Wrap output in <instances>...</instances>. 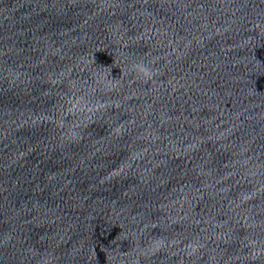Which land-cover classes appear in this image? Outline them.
<instances>
[{"label":"water","instance_id":"95a60500","mask_svg":"<svg viewBox=\"0 0 264 264\" xmlns=\"http://www.w3.org/2000/svg\"><path fill=\"white\" fill-rule=\"evenodd\" d=\"M0 264H264V0H0Z\"/></svg>","mask_w":264,"mask_h":264},{"label":"clouds","instance_id":"9594fccd","mask_svg":"<svg viewBox=\"0 0 264 264\" xmlns=\"http://www.w3.org/2000/svg\"><path fill=\"white\" fill-rule=\"evenodd\" d=\"M132 70L145 79H150L154 75V70L143 62L133 65Z\"/></svg>","mask_w":264,"mask_h":264}]
</instances>
